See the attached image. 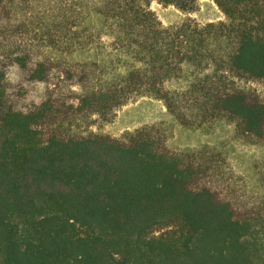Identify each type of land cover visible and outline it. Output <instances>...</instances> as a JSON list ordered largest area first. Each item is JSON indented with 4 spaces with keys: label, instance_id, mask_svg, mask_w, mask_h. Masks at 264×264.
Instances as JSON below:
<instances>
[{
    "label": "trees",
    "instance_id": "obj_1",
    "mask_svg": "<svg viewBox=\"0 0 264 264\" xmlns=\"http://www.w3.org/2000/svg\"><path fill=\"white\" fill-rule=\"evenodd\" d=\"M152 1L183 12L198 2L0 0V42L27 34L34 11L43 24L76 27L61 24L78 7L76 14L85 9L103 21L98 30L75 31L76 51L107 36L117 56L110 64L63 63L0 51V264H264L255 224L211 153L170 151L159 125L122 139L62 128L150 96L184 127L225 119L264 146V99L234 81L264 82V0H213L229 23L176 29L162 27ZM187 65L198 71L190 87L166 89ZM63 78L81 91L61 96L52 82Z\"/></svg>",
    "mask_w": 264,
    "mask_h": 264
},
{
    "label": "rangeland",
    "instance_id": "obj_2",
    "mask_svg": "<svg viewBox=\"0 0 264 264\" xmlns=\"http://www.w3.org/2000/svg\"><path fill=\"white\" fill-rule=\"evenodd\" d=\"M75 8L69 7L67 15L76 18L68 19L61 25L78 23L76 27L63 28L52 22L43 24L37 19L36 12H31L32 17L34 16L31 20L34 22L30 24L29 32L24 35H10L0 42V51L18 49L52 62H116L117 56L110 54L108 47L112 39L107 36H103L97 48L83 47L84 49L76 51L77 43L73 40L75 31H90L91 28L98 30L103 20L94 13L89 14L85 9L82 14H76L78 7ZM150 9L156 14L163 28L176 29L188 22L201 27L208 23L230 22V18L213 0H198L197 8L193 12H183L174 5H164L158 1H152ZM73 21H76V24ZM213 70H205L199 78L212 74ZM118 72L123 73V68H119ZM197 73L193 66L187 65L185 76L168 81L165 87L170 91H184L196 80L193 75ZM234 81L240 88L256 93L264 99V82L238 77H235ZM54 83L59 84L60 95L66 99L81 91L77 80L55 79L52 85ZM45 91L44 85L39 86L34 92L36 100L40 99ZM158 125L164 126L169 133L166 146L170 151L178 154L208 151L214 156L222 183L234 189L244 203L245 215L255 224L252 239L264 243V146L242 139L237 133L235 123L218 119L202 128H187L168 111L164 102L154 97L142 96L104 115L90 112L86 116L76 117L71 124L65 121L62 128L67 129L68 134L107 135L122 139L145 126Z\"/></svg>",
    "mask_w": 264,
    "mask_h": 264
}]
</instances>
